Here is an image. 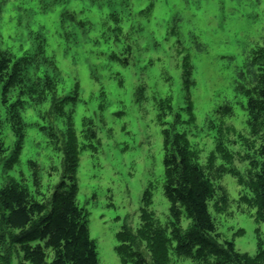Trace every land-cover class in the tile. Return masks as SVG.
Instances as JSON below:
<instances>
[{"label":"rangeland","instance_id":"obj_1","mask_svg":"<svg viewBox=\"0 0 264 264\" xmlns=\"http://www.w3.org/2000/svg\"><path fill=\"white\" fill-rule=\"evenodd\" d=\"M0 50L36 85L17 104L22 137L0 88V188L21 183L50 208L73 182L99 264H193L174 238L191 220L176 221L164 192L179 138L228 196L209 206L219 242L249 257L264 249L241 184L264 161L262 141L237 90L247 59L264 53V0H0ZM225 106L233 115L218 113ZM0 238V264H29L1 219Z\"/></svg>","mask_w":264,"mask_h":264},{"label":"trees","instance_id":"obj_2","mask_svg":"<svg viewBox=\"0 0 264 264\" xmlns=\"http://www.w3.org/2000/svg\"><path fill=\"white\" fill-rule=\"evenodd\" d=\"M258 53V57L247 59L246 72L239 74L246 85L238 84L237 90L246 97L247 124L251 134L261 139L258 153L264 158V53ZM20 61L0 50L1 102L7 111V121L17 136L22 137V115L17 104L22 102L20 96L33 93L36 85L26 75L28 66ZM45 81L51 86L55 84L49 79ZM15 91H18L16 102L9 104V95ZM38 96L44 98L43 94ZM219 112L233 115L230 106ZM2 123L0 115V126ZM182 142L181 138L175 139L164 159V192L170 203V213L176 221L180 220L181 213L191 220L186 233L174 232L177 253L193 264H264V249L249 257L238 253L233 243L219 242L220 234L209 206L213 203L219 210L220 205L227 203L228 196L222 187L215 185V174L208 172L211 164L206 168L201 166ZM5 152L0 134V155ZM251 167L241 184L251 191L258 219L264 223V161L259 169L256 162L251 163ZM0 219L8 229L10 244L22 251L24 262L99 264L95 242L89 235L87 214L76 202L73 182H62L58 186L50 208L38 202L23 184H6L0 188ZM139 264H144V260L140 259Z\"/></svg>","mask_w":264,"mask_h":264}]
</instances>
